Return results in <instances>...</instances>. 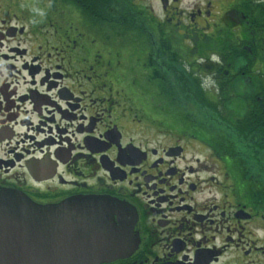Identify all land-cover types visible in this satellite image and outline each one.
<instances>
[{
	"label": "flooded vegetation",
	"instance_id": "flooded-vegetation-1",
	"mask_svg": "<svg viewBox=\"0 0 264 264\" xmlns=\"http://www.w3.org/2000/svg\"><path fill=\"white\" fill-rule=\"evenodd\" d=\"M230 94L263 153L264 0H0V192L101 203L100 264H264Z\"/></svg>",
	"mask_w": 264,
	"mask_h": 264
},
{
	"label": "water",
	"instance_id": "water-1",
	"mask_svg": "<svg viewBox=\"0 0 264 264\" xmlns=\"http://www.w3.org/2000/svg\"><path fill=\"white\" fill-rule=\"evenodd\" d=\"M100 209L96 201L40 206L21 193L0 192V264H100L114 259L117 254H98L103 243L99 229L113 227Z\"/></svg>",
	"mask_w": 264,
	"mask_h": 264
},
{
	"label": "trees",
	"instance_id": "trees-1",
	"mask_svg": "<svg viewBox=\"0 0 264 264\" xmlns=\"http://www.w3.org/2000/svg\"><path fill=\"white\" fill-rule=\"evenodd\" d=\"M228 101H230V107L227 109H224L226 113H230L231 117L229 118V121L227 123H233V124H242L246 125L243 127H240L237 132L239 133L236 137L237 139L245 144V152L247 155V160H248V165L249 167L253 168H248L252 169L254 171H263L264 172V134H263V153L258 152L257 153V147L259 144H256V139L260 142V135H259V129L257 124H259V118L257 114V107L255 104V99H253L252 103L253 104H248V107L246 108L245 106H242L240 103H235L233 105V102L235 100H241L239 99L240 97L236 94H230L227 96ZM250 100V99H249ZM233 105V108L231 109V106ZM234 111V112H232ZM236 112V113H235ZM234 114V115H233ZM253 125V126H250ZM263 131H264V126H263ZM253 133V134H250ZM234 142V139H232ZM261 145V144H260ZM253 147H256L255 150H253ZM258 154V155H257ZM263 154V159L260 157L258 158L259 155ZM262 165V168L259 165ZM264 178V175H263ZM256 179V178H255ZM264 186V183H263Z\"/></svg>",
	"mask_w": 264,
	"mask_h": 264
},
{
	"label": "rangeland",
	"instance_id": "rangeland-1",
	"mask_svg": "<svg viewBox=\"0 0 264 264\" xmlns=\"http://www.w3.org/2000/svg\"><path fill=\"white\" fill-rule=\"evenodd\" d=\"M102 12H103V10H102ZM114 13H115L114 16L111 13L112 17H110V18L98 19V20L104 22L103 24H105L104 25L105 28L112 32L113 36L115 37V39H117L119 41L120 44H122L123 42L130 43L129 38L134 37L133 29L130 25V22H132V19H130L129 17H122L119 15H116V12H114ZM119 14L126 15V13H119ZM123 64H125L127 67H129L130 63H128V61H127V62H123ZM120 72L123 73L124 70H121ZM139 76L142 77L143 73ZM239 99H242V98H239ZM235 103H240L242 106H244V104H245V102H243L242 100H235L233 102V105ZM233 105L231 106V109L233 108ZM232 112H234V111H232Z\"/></svg>",
	"mask_w": 264,
	"mask_h": 264
}]
</instances>
